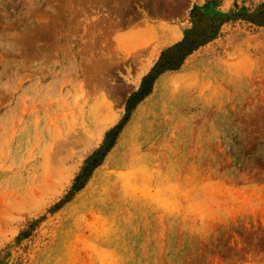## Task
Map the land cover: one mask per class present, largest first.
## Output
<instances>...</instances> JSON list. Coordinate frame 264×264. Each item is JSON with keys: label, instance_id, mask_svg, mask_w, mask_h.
<instances>
[{"label": "rangeland", "instance_id": "1", "mask_svg": "<svg viewBox=\"0 0 264 264\" xmlns=\"http://www.w3.org/2000/svg\"><path fill=\"white\" fill-rule=\"evenodd\" d=\"M0 264H264V0H0Z\"/></svg>", "mask_w": 264, "mask_h": 264}, {"label": "trees", "instance_id": "2", "mask_svg": "<svg viewBox=\"0 0 264 264\" xmlns=\"http://www.w3.org/2000/svg\"><path fill=\"white\" fill-rule=\"evenodd\" d=\"M79 178H80V175H77V177L74 180L73 185L71 186V188L69 189V191H68V193L66 195H71L72 194L71 191L76 188Z\"/></svg>", "mask_w": 264, "mask_h": 264}]
</instances>
